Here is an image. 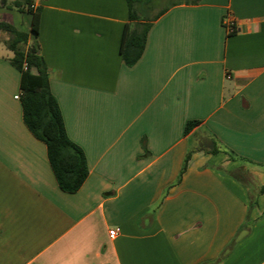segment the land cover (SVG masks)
<instances>
[{
	"label": "crops",
	"instance_id": "obj_1",
	"mask_svg": "<svg viewBox=\"0 0 264 264\" xmlns=\"http://www.w3.org/2000/svg\"><path fill=\"white\" fill-rule=\"evenodd\" d=\"M158 1L133 0L150 25L129 66L128 0H32L50 91L87 162L74 192L23 122L0 39V264H264V0H169L151 13ZM0 21L27 31L31 13L0 0ZM241 163L257 170L252 206L228 174Z\"/></svg>",
	"mask_w": 264,
	"mask_h": 264
},
{
	"label": "trees",
	"instance_id": "obj_2",
	"mask_svg": "<svg viewBox=\"0 0 264 264\" xmlns=\"http://www.w3.org/2000/svg\"><path fill=\"white\" fill-rule=\"evenodd\" d=\"M24 5L31 13V23L27 31L0 21V29L11 35L6 41L7 47L12 51L10 62L20 72L19 99L23 122L34 137L45 143L47 158L59 187L63 191L74 192L87 176L86 158L82 149L67 136L59 104L49 88L47 67L38 43L40 8L34 6L32 0H24ZM16 6L21 9L19 4ZM128 13L129 20L136 19V22L133 25L125 24L119 51L122 61L130 66L142 54L150 22L137 20L138 14L133 0H128ZM198 123L195 119L188 120L184 126V134ZM210 151L214 153L219 149L213 146ZM226 153L235 158L231 152ZM189 155L190 151L185 155L181 172ZM228 174L245 186L244 175L238 174L234 169ZM263 190L264 185H261L258 193ZM249 201L252 206L255 202L254 195L249 196Z\"/></svg>",
	"mask_w": 264,
	"mask_h": 264
},
{
	"label": "rangeland",
	"instance_id": "obj_3",
	"mask_svg": "<svg viewBox=\"0 0 264 264\" xmlns=\"http://www.w3.org/2000/svg\"><path fill=\"white\" fill-rule=\"evenodd\" d=\"M169 0H162V1H158L156 3H154L153 8L151 10V13H154L156 10H158L159 8L163 7L164 5H166V3ZM28 26L27 24V19L22 17L21 18V23H20V27L23 29H26ZM10 33L0 29V39L2 41H4L6 43V41L10 38ZM2 42L0 43L1 46ZM199 146L201 147H211L212 143H211V139L203 133H200L199 135ZM227 154V159L229 160H236V158H232ZM234 170H236V172L240 175H244L245 176V187H247L248 190V195L250 197H253L254 193L257 191V187H258V180H257V175H256V169L254 167H252L251 165L248 164H244L241 163L240 165L238 164L237 167L233 168Z\"/></svg>",
	"mask_w": 264,
	"mask_h": 264
},
{
	"label": "built area",
	"instance_id": "obj_4",
	"mask_svg": "<svg viewBox=\"0 0 264 264\" xmlns=\"http://www.w3.org/2000/svg\"><path fill=\"white\" fill-rule=\"evenodd\" d=\"M223 23L227 29V31H233L234 30V26H233V22L231 20V18L227 17L223 20ZM118 232V228L117 227H114V228H111L109 229L108 231V234L110 237H114Z\"/></svg>",
	"mask_w": 264,
	"mask_h": 264
}]
</instances>
